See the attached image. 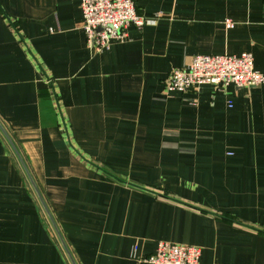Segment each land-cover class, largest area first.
<instances>
[{
    "label": "crops",
    "instance_id": "crops-1",
    "mask_svg": "<svg viewBox=\"0 0 264 264\" xmlns=\"http://www.w3.org/2000/svg\"><path fill=\"white\" fill-rule=\"evenodd\" d=\"M134 1L96 53L81 0H0V264H264V85L165 86L197 54L264 72V0Z\"/></svg>",
    "mask_w": 264,
    "mask_h": 264
},
{
    "label": "built area",
    "instance_id": "built-area-1",
    "mask_svg": "<svg viewBox=\"0 0 264 264\" xmlns=\"http://www.w3.org/2000/svg\"><path fill=\"white\" fill-rule=\"evenodd\" d=\"M81 9L87 46L96 53L110 49L116 41H125L129 26L135 25L142 30L146 24V18L138 12L134 0H81ZM234 24L228 21L227 27ZM203 84L257 87L264 85V72L255 68L254 56L249 52L241 55L197 54L187 67L172 69L165 80L169 91H187ZM201 256L199 246L159 241L156 250L140 261L146 264H201Z\"/></svg>",
    "mask_w": 264,
    "mask_h": 264
},
{
    "label": "water",
    "instance_id": "water-1",
    "mask_svg": "<svg viewBox=\"0 0 264 264\" xmlns=\"http://www.w3.org/2000/svg\"><path fill=\"white\" fill-rule=\"evenodd\" d=\"M0 127H1V129L3 130V132L5 133V135H7V137L9 138L7 132L3 129V127H2L1 125H0ZM9 139H10V138H9ZM10 141H11V139H10ZM17 152H18V151H17ZM18 154H19V153H18ZM21 161H22V163H23L24 166H25V163H24V161L22 160V158H21ZM26 170H27V168H26ZM27 172H28V170H27ZM28 174H29V172H28ZM29 175H30V174H29ZM34 186H35V185H34ZM35 189H36V191H37V193H38V195H39V198H40L42 204L44 205L46 211L50 214V211H49V209H48V206L46 205V203H45V201H44V199H43V197H42V195H41L39 189H38L36 186H35ZM68 252H69V250H68Z\"/></svg>",
    "mask_w": 264,
    "mask_h": 264
}]
</instances>
